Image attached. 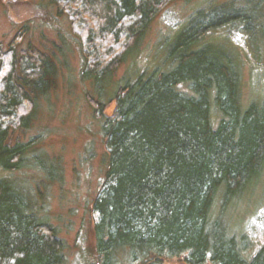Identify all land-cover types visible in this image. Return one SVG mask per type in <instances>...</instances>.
<instances>
[{"label":"trees","instance_id":"1","mask_svg":"<svg viewBox=\"0 0 264 264\" xmlns=\"http://www.w3.org/2000/svg\"><path fill=\"white\" fill-rule=\"evenodd\" d=\"M173 1L49 0L81 45L83 78L100 85L101 99L109 98L88 95L107 155L93 205L94 264H264V245L248 254L252 243L232 233L225 218L260 177L264 101L245 105L240 58L204 43L208 33L234 23L253 41L261 29L250 24L255 19L234 4L196 11L165 48L161 63L170 70L141 73L134 81L128 73L113 95L106 94ZM263 5L260 0L255 11ZM24 36L22 27L7 51L0 44V264H68L66 240L43 212L47 192L38 187L63 181L62 167L39 152L42 132L23 139L40 99L54 87L58 63L32 45L19 51ZM53 162L60 177H52ZM26 168L43 173L30 193L13 178Z\"/></svg>","mask_w":264,"mask_h":264},{"label":"rangeland","instance_id":"2","mask_svg":"<svg viewBox=\"0 0 264 264\" xmlns=\"http://www.w3.org/2000/svg\"><path fill=\"white\" fill-rule=\"evenodd\" d=\"M258 3L260 0L173 1L154 19L141 46L121 65L106 94L112 92L113 95L117 82L128 73L127 78L134 81L141 73H151L156 69L159 72L167 68L170 70V64L161 63L166 57L165 48L169 40L187 24L190 16L214 4H234L235 9L242 10L249 20L255 19L250 24L253 27L259 25L258 36L250 41L242 25L234 23L208 33L204 43H216L233 54L234 58H240L238 63L243 75L245 105L254 100L263 102L264 5L257 12ZM257 16L261 18L257 20ZM22 27L25 28V36L18 50H26L32 45L39 51L52 54L58 63L54 87L47 98L40 99L37 120L23 135V139L27 140L42 132L44 141L38 148L39 152L57 158L62 167L63 181H54L47 188L38 186L47 192L46 200L41 202L43 212L51 216V221L66 240L68 264H94L96 238L93 205L105 180L107 155L102 124L94 119L95 112L88 95L103 101L109 98L101 99L95 90L97 88L100 92V85L83 78L81 45L70 28L69 19L58 16L56 6L50 4L49 0L0 1V44L4 52ZM61 46L64 48L59 49ZM63 59H66V64ZM4 67L2 73L6 72V61ZM114 106V103L109 106L107 115L112 114ZM41 161L52 164L47 158L41 157ZM53 164L56 169L51 171L52 177L55 178L57 174L60 177L61 167L55 162ZM42 174L26 168L23 173L15 172L13 178L17 181L22 179L20 185L26 193H30L32 186L35 187L42 180ZM225 218L232 233L238 237L245 235L252 243L248 254L254 255L264 245V165L260 177L233 202Z\"/></svg>","mask_w":264,"mask_h":264}]
</instances>
